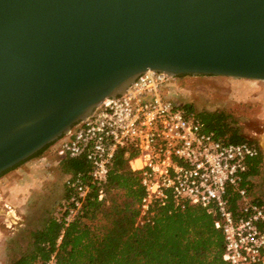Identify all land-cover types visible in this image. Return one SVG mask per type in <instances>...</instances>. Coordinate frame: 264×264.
Returning <instances> with one entry per match:
<instances>
[{
    "label": "water",
    "instance_id": "95a60500",
    "mask_svg": "<svg viewBox=\"0 0 264 264\" xmlns=\"http://www.w3.org/2000/svg\"><path fill=\"white\" fill-rule=\"evenodd\" d=\"M147 70L264 81V0H0V174Z\"/></svg>",
    "mask_w": 264,
    "mask_h": 264
},
{
    "label": "built area",
    "instance_id": "2783aa9c",
    "mask_svg": "<svg viewBox=\"0 0 264 264\" xmlns=\"http://www.w3.org/2000/svg\"><path fill=\"white\" fill-rule=\"evenodd\" d=\"M174 79L160 71L140 73L122 94L102 99L88 117L51 144L62 158H82L86 164L65 174L67 194L53 217L67 225L92 188L97 200H103L120 150L143 189L135 226L153 224L160 209L170 213L197 204L214 216V227L222 233L220 264H264V198L249 196L251 177L245 175L259 146L226 141L208 131L195 111L164 95ZM35 158L47 160L42 153ZM61 159L55 158L53 165ZM55 262L53 252L41 264Z\"/></svg>",
    "mask_w": 264,
    "mask_h": 264
},
{
    "label": "trees",
    "instance_id": "16d2710c",
    "mask_svg": "<svg viewBox=\"0 0 264 264\" xmlns=\"http://www.w3.org/2000/svg\"><path fill=\"white\" fill-rule=\"evenodd\" d=\"M192 110L190 105H182ZM208 131L226 141H249L240 136L221 111L196 113ZM46 144L29 158L41 155ZM22 162L3 171L15 168ZM64 174L86 168L82 158H62ZM58 163V164H59ZM262 153L248 161L246 176L259 173ZM103 200L91 192L76 217L64 225L51 217L34 232L30 255L20 256L13 264H38L55 253V264H220L223 236L214 227V216L204 207L187 204L182 210L160 209L153 224L135 226L136 204L143 194L139 175L128 169L122 151L114 155ZM64 188L63 197L66 196ZM235 196L230 201L233 206ZM63 230L60 242H56Z\"/></svg>",
    "mask_w": 264,
    "mask_h": 264
},
{
    "label": "rangeland",
    "instance_id": "374dc122",
    "mask_svg": "<svg viewBox=\"0 0 264 264\" xmlns=\"http://www.w3.org/2000/svg\"><path fill=\"white\" fill-rule=\"evenodd\" d=\"M164 95L174 103L190 105L196 113L223 112L240 136L258 144L262 163L259 173L251 177L249 196L264 198V81L220 75H179L166 87ZM42 154L47 160L29 158L28 162L36 166L22 164L23 173L8 172L14 177L21 178L24 174L27 178L21 181V190L13 188V201L1 204L0 264H13L20 256L33 253L34 232L41 230L54 215L63 197L65 174L60 163L53 165L52 162L55 158L61 159L63 153L48 146ZM35 264H38L36 260Z\"/></svg>",
    "mask_w": 264,
    "mask_h": 264
},
{
    "label": "crops",
    "instance_id": "0c3cea01",
    "mask_svg": "<svg viewBox=\"0 0 264 264\" xmlns=\"http://www.w3.org/2000/svg\"><path fill=\"white\" fill-rule=\"evenodd\" d=\"M31 160V159H28ZM28 160L24 161L23 163L19 164L18 166H16L15 168L11 169L14 170L16 173L19 172H24L22 169V164H28L30 167H34L36 166L35 163L30 164V161L28 162ZM35 169V168H34ZM9 170V171H11ZM5 172L4 174H2L0 176V208L2 207V201L6 203V201H13L14 196L12 195V191L13 188L14 190H21L23 188V186H21V181L24 180L25 178H27L26 176L24 177V174L21 178L19 177H14L13 174H9L8 172ZM30 174V173H27ZM27 182V181H26Z\"/></svg>",
    "mask_w": 264,
    "mask_h": 264
},
{
    "label": "flooded vegetation",
    "instance_id": "af4514ba",
    "mask_svg": "<svg viewBox=\"0 0 264 264\" xmlns=\"http://www.w3.org/2000/svg\"><path fill=\"white\" fill-rule=\"evenodd\" d=\"M59 139V138H58ZM55 143V141L52 143V144H54ZM51 146V145H50Z\"/></svg>",
    "mask_w": 264,
    "mask_h": 264
}]
</instances>
